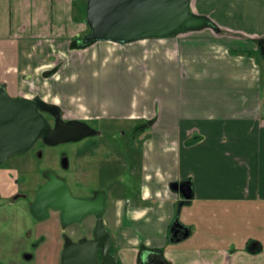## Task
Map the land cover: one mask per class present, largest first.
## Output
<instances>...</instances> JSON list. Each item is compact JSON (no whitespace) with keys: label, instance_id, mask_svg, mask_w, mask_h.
Returning a JSON list of instances; mask_svg holds the SVG:
<instances>
[{"label":"crops","instance_id":"0c3cea01","mask_svg":"<svg viewBox=\"0 0 264 264\" xmlns=\"http://www.w3.org/2000/svg\"><path fill=\"white\" fill-rule=\"evenodd\" d=\"M78 3L0 0V83L9 93L85 28ZM192 8L220 31L172 38L173 59L150 94L156 110L136 117L140 162L125 161L127 176L107 180L119 264H146L151 255L164 264H264V0L227 8L192 0ZM188 183L193 198L184 202L171 186ZM177 219L180 241L171 242Z\"/></svg>","mask_w":264,"mask_h":264},{"label":"rangeland","instance_id":"374dc122","mask_svg":"<svg viewBox=\"0 0 264 264\" xmlns=\"http://www.w3.org/2000/svg\"><path fill=\"white\" fill-rule=\"evenodd\" d=\"M87 1L79 0L77 4L78 18L85 28L73 39L70 47L64 49L60 55L57 53L48 57L39 72L25 74L10 88L13 97L43 99L49 104L57 105L65 121H83L101 133L99 137L81 143L96 147L83 161L75 157L79 146L74 143L45 148L41 162L31 154L14 157L10 164L15 168L20 167L21 177L27 175L32 200L39 185L45 182L43 173L48 170L56 171L67 180L74 192L77 191L74 182L78 175H89L90 179L85 180L83 185L90 182L96 189L100 184L98 179L102 180L104 176L107 179H124L129 170H120L123 163L135 161V158L140 162L141 158L144 140L140 134H136V117L154 113L156 110V99L150 95L155 87V76L169 59H173V53L170 54L174 51V38L129 45L96 42L84 46L82 41L89 33L84 21ZM214 1L219 7L225 5L227 8L233 0ZM223 14L220 8L217 17H223ZM80 45L82 47H78ZM258 61L261 62L259 56ZM164 84L166 88V83ZM127 117L129 118L125 119ZM49 120L54 124L53 119ZM147 134L150 139L152 133L148 131ZM136 142H139L137 148ZM129 148L133 149L129 151ZM62 152L69 156V169L66 171L59 166L58 159ZM78 163L81 165L79 172L76 171ZM84 163H87L86 166ZM9 211L11 216L8 223L3 221V212H0V264H27L23 263L26 252L38 253L43 261L55 264L62 244H50V236L37 252L33 251L31 244L36 242L40 230L57 227V218L37 225L26 213L23 204H17V207ZM112 214L110 210L105 216L108 227ZM94 222V218H90L86 225L93 226ZM77 228L79 227L71 229Z\"/></svg>","mask_w":264,"mask_h":264},{"label":"water","instance_id":"95a60500","mask_svg":"<svg viewBox=\"0 0 264 264\" xmlns=\"http://www.w3.org/2000/svg\"><path fill=\"white\" fill-rule=\"evenodd\" d=\"M85 24L89 33L83 39V45L96 42L129 45L176 38L204 28L208 20L195 15L192 0H88ZM257 45L264 60V38ZM47 115L52 117L54 124ZM100 134L86 122L65 121L60 108L43 99L11 96L7 87L0 83V165L14 157L29 154L39 143L56 147ZM67 164L64 161L63 167L66 168ZM45 177L49 181L39 189L31 206L35 219L45 220L50 209L62 212L64 226L79 223L91 214H96L98 219L92 240L72 243L67 239L61 264H118L111 252L112 236L102 219L104 195L99 194L92 200H79L55 173L47 172ZM171 188L182 194L184 202L192 200L189 183L173 184ZM182 229L177 219L172 227L171 242L174 239L180 241L178 236ZM184 237H188V231ZM99 253L101 261L98 260ZM146 264H164V260L159 255H151Z\"/></svg>","mask_w":264,"mask_h":264},{"label":"flooded vegetation","instance_id":"af4514ba","mask_svg":"<svg viewBox=\"0 0 264 264\" xmlns=\"http://www.w3.org/2000/svg\"><path fill=\"white\" fill-rule=\"evenodd\" d=\"M209 20V19H208ZM209 22H211L209 20ZM216 28H212L214 29L216 32H219V27H217V25H215ZM207 25L204 27L206 28ZM225 32L231 34V32L225 30ZM261 40V39H260ZM259 40H257L258 42ZM259 50V48H258ZM260 54V53H259ZM48 119H52L51 116L47 115ZM101 135V134H100ZM99 135V136H100ZM99 136H95V137H88L78 143H74L77 146H79L76 151H75V157L79 160V161H83V159H85L86 157H88L90 154H92V152L95 151V146L91 145V144H85V145H81L82 142L88 140V139H93ZM40 145V146H39ZM47 148V146H45L42 143L37 144L34 149L27 155H32L36 158V160L38 159L39 162L42 161V159L44 158V149ZM49 148V147H48ZM14 158L6 161L5 163L0 165V212H3V221L5 223L9 222V217L11 216V212L9 210H13V208L17 207V204H23L25 207V211L27 214H29V216L32 218L33 221H35V223L37 225H39L42 222L45 221H51L53 220V218H57L58 221V225L57 227L53 228L52 230H40V232H38L39 236L35 239V243L31 244V248L33 249V251H39L40 246L42 244H44L45 242L48 241V236H50L49 242L50 244H55V246H59V243L62 244V249L60 251V255L59 257L56 259L55 264H61L62 261V253L63 250L65 248V244L67 239H69L72 243H79L82 240H92L94 238V233H95V229L97 226V215L96 214H91L89 216H87L86 218H84L81 222L76 223V224H72V225H68V226H64L62 223V219H61V215L62 212L61 211H57V210H49V214L47 216V218L45 220H37L32 216L31 213V206L32 204L35 202L36 198H37V194L39 189L45 185L49 179L45 177V174L47 172H53L55 173V175L66 182V184L69 186L68 181L65 180L63 177H61L56 171H52V170H48L46 172L43 173V177L45 178V182L41 185H39L37 192H36V196L34 197V199L32 200L29 194V188H28V177L27 175H22V177L20 176V167H13L11 163V161ZM59 166L61 169H63L64 171L69 169V165L67 164V167L64 168L63 167V162L66 161L67 163H69V156L67 154H65L64 152H62L59 156ZM80 163H78L77 169L76 171L79 172L81 171V165H79ZM87 163H84V166H86ZM23 174H25L23 172ZM17 175V177H16ZM91 176V175H90ZM90 179L89 175H78L75 178V182H74V188L77 189V191H73L71 190L70 186V191L72 193V195L79 200H92L95 199L97 195L99 194H103L105 197V211L103 213V223L105 228L109 231L108 228V224L105 221V216L109 210V191L107 189V178L106 176H104V179H98V187L97 189L94 188L90 182H86L85 186L83 185L85 183V180ZM88 181V180H87ZM102 181V182H100ZM27 185V186H26ZM23 186V188H22ZM52 213H55L56 215H53ZM90 218H94L95 222L93 226H89L86 225V221ZM73 227H79L77 228V230H73L71 228ZM67 231H69L70 233H67ZM110 233V231H109ZM181 233V232H180ZM111 234V233H110ZM112 254L114 255V250H113V239H112V249H111ZM115 256V255H114ZM116 257V256H115ZM41 255L37 254H31V252H26L23 255V263H27V264H49L50 262H45L43 261V259H41ZM117 259V258H116ZM98 260L101 261V254H98ZM118 264L119 261L117 260Z\"/></svg>","mask_w":264,"mask_h":264},{"label":"trees","instance_id":"16d2710c","mask_svg":"<svg viewBox=\"0 0 264 264\" xmlns=\"http://www.w3.org/2000/svg\"><path fill=\"white\" fill-rule=\"evenodd\" d=\"M85 17H86V11H85ZM84 21H85V18H84ZM207 27H212V28H216V26L212 23V22H209L208 21V24H207ZM92 44V43H91ZM90 45V44H89ZM84 46H87V45H84ZM78 47H82L81 45L78 46ZM259 54V52H258ZM260 55V54H259Z\"/></svg>","mask_w":264,"mask_h":264}]
</instances>
